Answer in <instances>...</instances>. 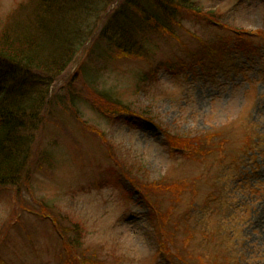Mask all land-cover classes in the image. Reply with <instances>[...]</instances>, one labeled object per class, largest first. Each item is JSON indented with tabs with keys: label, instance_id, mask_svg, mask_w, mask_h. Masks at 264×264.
<instances>
[{
	"label": "rangeland",
	"instance_id": "obj_1",
	"mask_svg": "<svg viewBox=\"0 0 264 264\" xmlns=\"http://www.w3.org/2000/svg\"><path fill=\"white\" fill-rule=\"evenodd\" d=\"M195 1L205 12L220 13L222 21L209 24L190 18L185 29L178 30L179 40L152 35L155 44L150 59L104 61L96 68L97 51L92 56L80 53L54 75L43 123L38 130L29 131L37 166L25 172L19 185L0 190V264H5L2 260L7 264H60L63 258L55 228L66 227L67 222L69 227L75 222L85 227L81 236H67L74 245V251L70 247L64 251L66 261L71 260L67 264H95L92 254L109 264H264V0ZM40 3L0 0V18L6 21L12 15L11 19H23L28 11L43 14ZM111 8L96 17L94 36ZM225 21L249 32L258 30L250 36L256 50L249 59L225 51L222 62L215 63L217 57L204 54L192 34L217 45V36L233 37L232 31L221 26ZM190 50L204 56L206 64H195ZM167 58L178 63L183 60L195 68L179 74L164 70L155 81L146 77L151 64ZM139 77L152 82L146 93L140 90L146 89L149 81L138 82ZM88 87L106 94L101 103L115 104L122 99L133 104L132 110L148 111L175 138L179 133L186 138L202 136L203 146L213 147L212 153L196 160L173 154L159 127L134 116L106 118L89 98L70 105L108 137L102 142L96 136L100 144L86 138L77 127L74 112L65 108L63 116L57 110L67 92H84ZM108 138L115 143V150ZM222 139L225 146L221 151ZM246 140L256 145V153H250ZM110 150L117 166L125 169L122 158L143 165L130 164L133 181L148 189L162 210L173 195L155 190L152 183L196 181L197 193L189 187L178 200L173 218L180 221L178 232L158 231L139 193L132 191L128 197L130 185L119 186L120 167L110 172L111 178L116 176L111 184L94 185L95 177L100 180L103 170L112 169L109 165L113 162L106 156ZM45 154L56 164L52 169L40 161ZM75 155L86 166L81 160L73 162ZM152 209L150 205V212ZM47 212L51 218L56 216L55 228ZM163 239L171 256L159 251Z\"/></svg>",
	"mask_w": 264,
	"mask_h": 264
},
{
	"label": "trees",
	"instance_id": "obj_2",
	"mask_svg": "<svg viewBox=\"0 0 264 264\" xmlns=\"http://www.w3.org/2000/svg\"><path fill=\"white\" fill-rule=\"evenodd\" d=\"M191 1L41 0L43 14L29 13L26 18L15 20L11 19V15L6 21L0 18V190L19 185L25 172L37 166L34 161V138L29 131L38 130L43 123L42 114L55 82L54 75L67 67L89 40L98 53L96 68L104 61L150 59L155 44L152 35L166 38L171 32L175 33L178 24H182L195 11ZM111 4L116 6L108 14L98 34L93 36L97 26L96 17ZM36 19L41 22L40 25ZM62 32L68 34L63 35ZM51 35L57 36L59 40L52 37L49 42ZM144 81H148V78L138 79V82ZM83 98H89L98 112L108 116L135 112L132 110L133 105L121 102L122 99H117L115 104L101 103L106 99V94L98 88L67 92L59 103L62 107L57 106L60 108L58 113L64 116L65 108L74 112L79 131L98 143L96 136L106 142L105 136L107 138L108 134L83 119L79 110L70 105L72 101ZM108 142L115 150V143L110 138ZM73 158V162L78 164L81 160L83 165L80 156L75 155ZM40 161L49 166V162L54 163L47 154L41 155ZM121 163L125 165V175L133 180L128 159L122 158ZM160 183L163 185L156 184L154 189L173 194V201L181 199L188 185L186 181ZM165 223L166 220H163V225ZM59 226L63 232L66 230L65 226ZM82 226L81 222H75L70 228L76 238L81 236ZM59 252L63 256L61 263L66 264L63 251L59 249ZM93 259L99 261L96 255H93Z\"/></svg>",
	"mask_w": 264,
	"mask_h": 264
}]
</instances>
